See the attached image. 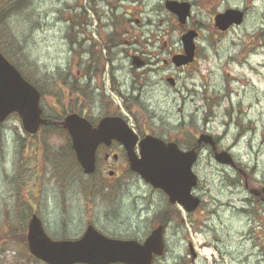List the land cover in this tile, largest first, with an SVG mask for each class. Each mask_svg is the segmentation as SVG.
<instances>
[{
	"label": "rangeland",
	"instance_id": "obj_1",
	"mask_svg": "<svg viewBox=\"0 0 264 264\" xmlns=\"http://www.w3.org/2000/svg\"><path fill=\"white\" fill-rule=\"evenodd\" d=\"M117 1L24 0L18 14L6 8L5 23L21 35L18 44L5 41L9 60L38 81L49 112L69 113L74 98L78 106H91L92 97L105 91L123 104L122 114L141 133L184 150L199 133L217 137L236 166L223 167L203 151L194 167L199 177L194 194L202 206L191 214L179 207L178 214L167 215L172 221L165 231L166 254L155 264H264V201L246 203L247 214L238 210L242 198L254 196L245 185L264 189V0H121L119 17ZM166 1L190 3L185 24ZM229 8L243 10L245 18L221 33L213 18ZM188 30L199 32L197 60L179 71L165 67L162 59L182 51L181 36ZM122 36V49L114 48ZM131 50L138 51L127 54L123 70L112 69ZM144 54L151 66L136 83L140 92L132 94V69L142 70L130 57ZM19 119L12 115L0 124V264H43L25 240L32 205L56 239L79 238L91 223L107 236L142 241L157 227L168 208L163 192L129 169L109 185L102 183L101 171L85 177L68 154L65 134L42 130L38 141ZM190 243L197 254L193 262Z\"/></svg>",
	"mask_w": 264,
	"mask_h": 264
},
{
	"label": "water",
	"instance_id": "obj_2",
	"mask_svg": "<svg viewBox=\"0 0 264 264\" xmlns=\"http://www.w3.org/2000/svg\"><path fill=\"white\" fill-rule=\"evenodd\" d=\"M166 8L184 24L190 15L191 5L168 1ZM214 19L216 27L226 31L231 25L242 23L244 12L227 9ZM197 36L196 30L182 35L184 54L175 55L172 59L177 66L193 61L196 48L194 39ZM134 63L136 66L142 64L137 60ZM40 96L39 90L0 51V123L15 112L20 116L24 130L30 134L36 133L40 125L50 123L42 117ZM62 125L70 135L84 173L92 174L95 171L98 145L118 138L124 142L133 172L153 187L163 190L172 204H180L187 212L199 206L200 199L192 193L197 185L193 166L202 142L215 146L210 135L202 134L197 146L187 151L181 150L175 142L166 143L158 137L146 135L139 144V158L134 150L138 136L121 118L106 117L97 127H93L87 119L73 113L65 117ZM215 158L222 164H233L232 157L225 151L216 153ZM26 241L29 252L46 264H153L156 258L165 254L163 225L152 229L143 242L108 237L93 224H89L78 239L54 240L35 214L29 220ZM190 254L193 261L195 253L191 245Z\"/></svg>",
	"mask_w": 264,
	"mask_h": 264
},
{
	"label": "flooded vegetation",
	"instance_id": "obj_3",
	"mask_svg": "<svg viewBox=\"0 0 264 264\" xmlns=\"http://www.w3.org/2000/svg\"><path fill=\"white\" fill-rule=\"evenodd\" d=\"M98 1L102 2V5H103V3L107 4L109 0H98ZM120 2H121V0H119V1H117L115 3L114 15L117 16V17H119L120 13H122L121 11H123L121 9V7H120ZM102 24L105 26V28H107V20L102 22ZM109 26L112 28L111 29V33L114 32L113 21L109 22ZM117 29H118V26H116V31H117ZM124 33H126L125 29L123 31V34ZM124 41H125L124 36H122V38L117 41L118 43H117V45L115 44L116 46H114V48L120 46L121 49H122V45H123ZM137 41L138 40H135L134 42L137 43ZM87 42H88V40L86 39V43ZM88 49H89V45L87 46V51H88ZM121 49H120V51H121ZM92 51L94 52V56H97V54L94 51V49L91 48V53H92ZM112 51H111V54L113 55ZM137 51L138 50H134V51L131 50V51H128L126 54H124V52H123L124 57H121V61H120V57H118L117 61L119 62V64L113 63L111 65L112 69H115L117 66H120L121 69H122V67L124 66V60L127 57V54L129 52L136 53ZM176 54H182V51L176 52ZM152 55H155V54L152 53ZM172 55L174 56L175 53L172 54ZM172 55L169 57V59L163 58L162 61H163V64H164L165 67H170L171 65H173L176 71H179L181 69L182 70L183 69H188L197 60V56H195L194 61L191 62L190 64H188L186 66H183V67H177L176 65L173 64V61H172V57L173 56ZM135 57H137L139 59L138 62L142 63L140 65L141 68H139V70H138V71L142 70V72H136L134 69H132V72L135 73L134 78H133L134 85H133V88H132V94H134L135 91L136 92H140V90L142 88L138 89L139 86L136 88V86H137L136 83L139 82L138 84L139 85L141 84L140 77H142V76H144L146 74V70H144V69H146L149 66H151L150 62L147 60V55L146 54L141 55V56H139V55L138 56L131 55L130 59L132 60V63H133V60H134ZM114 59H115V57H114ZM91 61H92V63H94V62H96V59H91L90 62ZM90 62L88 64H90ZM155 66L158 67V68H161V65L157 64ZM135 68H137V67H135ZM117 69H119V68L117 67ZM136 73H138V74H136ZM110 75L114 77V75H112V74H110ZM24 76L28 80H30L32 83H34L36 85L39 84L38 81L33 82L30 78H28L27 74H25ZM171 78H174V77L171 76ZM116 83H117V81H116ZM89 84H91L92 87L96 86L97 88H100V85H101L98 81H97V83L95 81V84H94L93 81H90ZM102 87H103V85H102ZM117 87H118V84H117ZM117 87H114V90H116L115 88H117ZM134 89H135V91H134ZM103 90H104V87H103ZM75 92L77 93V91H75ZM103 97H105V98L102 99ZM92 98H94L95 101L93 102V104L91 106H86L84 104L78 106V100L76 98H74V101H73V99H71L72 100L71 101V106L72 107L70 108V112L71 113H76V114L86 118L91 123V125L93 127H97V125L100 122V120L102 118H106V117L121 118L123 120L126 119L124 117V115L122 114L123 109H121V108H123V104L121 102H119L118 100L117 101L113 100L111 98V96H109L105 91H104L103 95H101V96H93ZM123 101L124 100H122V102ZM41 104H42V109H43V118H46L50 123H48L47 125H44V126H40L38 132L35 133V135L33 134L31 136L37 137V140L39 141L41 139L40 134H41L42 130H44V131L45 130H51L53 132L61 131L63 134L66 135L67 145H68V148H70V150L68 152H69V155L71 156V159H72L73 163L75 164V166L80 171H82V169H81V167L78 164V161L76 159L75 151L73 150L72 140H71V138L69 136V133L62 125L64 117H65V112L62 111V110L61 111L56 110V111H52V112L47 111L46 108L43 105V98L41 100ZM87 109H89V112H87ZM134 130L138 133V135L141 138L142 137L141 132L138 129L137 130L134 129ZM146 133H149V132H146ZM200 134L201 133H199L198 135H200ZM41 136H42V134H41ZM197 137H196V140H197ZM214 139H215L217 151H223L222 148L219 146L218 138L214 137ZM196 140H195L194 143H192V147H194L196 145ZM138 144H140V143H138ZM205 149H207L209 151V154L213 155V157H214V150H213L212 146H210L208 144H201L200 148L198 149V155L199 156H198L197 163L200 161V157L203 154V151ZM136 154H138V153L136 152ZM235 166L236 165H231V167H233V168H235ZM223 167H226V166L223 165ZM127 169H129V160H128V156H127V152H126V149H125L124 142H122L118 138H112L109 143H101L97 147V150H96V171L94 173V176L99 171H101V180H102V183L104 185L111 184L110 180L116 179L119 176V172L120 171H124V170H127ZM84 176L85 177H92L93 174L92 175H84ZM104 178H107V180H105ZM198 184H199V182H198ZM245 188L247 190H249L250 193H252V194L255 193V195L253 194L254 195L253 197H244V198H242L240 200L241 206L238 207V210L242 214H247V212L250 211L246 203H248L249 205H251L252 203L258 205V204H260L261 202L264 201V195H263L264 189L258 190L256 188H252L251 186H248V185H245ZM202 202H203V200L201 199V203H200V205H199L197 210H199L200 207L202 206ZM177 206L178 205H170L168 210L171 212L172 208L177 209L178 208ZM29 212H30L29 215H31L34 212L38 214L37 205H32V207H30ZM164 225L167 228L169 225H171V221H169L168 223H165Z\"/></svg>",
	"mask_w": 264,
	"mask_h": 264
},
{
	"label": "trees",
	"instance_id": "obj_4",
	"mask_svg": "<svg viewBox=\"0 0 264 264\" xmlns=\"http://www.w3.org/2000/svg\"><path fill=\"white\" fill-rule=\"evenodd\" d=\"M23 3H24V0H0V49L6 55H7L6 51H7V48L9 47V44H7L5 41L6 40H10V42L14 41V42H16L18 44L17 40L21 39V38H19V37H21V35L20 34H16L18 32L16 31V28H14L13 25H9L8 22L5 23V21H6V19H4L5 9L8 8V9H12V11L17 12L20 9V7L22 6ZM17 14H18V12H17ZM12 29H14V31L16 33L14 31H12ZM20 48H21V46H20ZM18 49H19V47H18ZM21 50H22V48H21ZM92 54L94 55L93 51H92ZM18 67L24 73V75L27 74L28 78H30L33 82L37 81L36 79H34V78H32V77H30L28 75V73L21 66V64H19ZM68 110H69V108H68ZM172 213L176 215V212H172ZM158 222L165 224L167 222V218H165L163 216L162 218H159Z\"/></svg>",
	"mask_w": 264,
	"mask_h": 264
},
{
	"label": "bare ground",
	"instance_id": "obj_5",
	"mask_svg": "<svg viewBox=\"0 0 264 264\" xmlns=\"http://www.w3.org/2000/svg\"><path fill=\"white\" fill-rule=\"evenodd\" d=\"M128 5V4H125V6Z\"/></svg>",
	"mask_w": 264,
	"mask_h": 264
}]
</instances>
